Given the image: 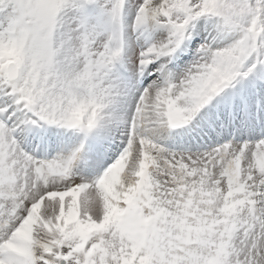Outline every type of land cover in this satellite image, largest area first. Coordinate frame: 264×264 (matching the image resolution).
<instances>
[{
    "label": "snow or ice",
    "instance_id": "6c2138e0",
    "mask_svg": "<svg viewBox=\"0 0 264 264\" xmlns=\"http://www.w3.org/2000/svg\"><path fill=\"white\" fill-rule=\"evenodd\" d=\"M0 264H264V0H0Z\"/></svg>",
    "mask_w": 264,
    "mask_h": 264
}]
</instances>
